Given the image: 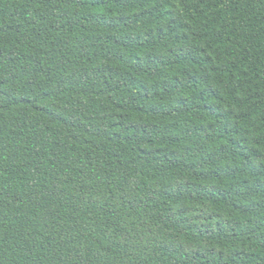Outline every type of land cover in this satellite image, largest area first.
I'll return each mask as SVG.
<instances>
[{
    "label": "trees",
    "instance_id": "16d2710c",
    "mask_svg": "<svg viewBox=\"0 0 264 264\" xmlns=\"http://www.w3.org/2000/svg\"><path fill=\"white\" fill-rule=\"evenodd\" d=\"M0 264H264V0H0Z\"/></svg>",
    "mask_w": 264,
    "mask_h": 264
}]
</instances>
